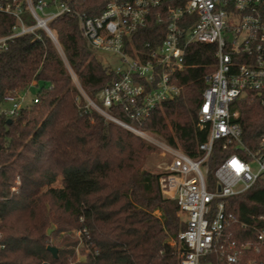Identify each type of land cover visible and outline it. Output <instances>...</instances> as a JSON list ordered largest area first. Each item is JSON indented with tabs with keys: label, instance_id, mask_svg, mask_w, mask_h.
<instances>
[{
	"label": "trees",
	"instance_id": "obj_1",
	"mask_svg": "<svg viewBox=\"0 0 264 264\" xmlns=\"http://www.w3.org/2000/svg\"><path fill=\"white\" fill-rule=\"evenodd\" d=\"M99 2L73 7L81 13ZM15 24L14 17L0 13V38ZM49 27L65 59L44 31L15 38L0 50V264H177L179 236L187 224L176 201L163 196L161 174L143 170L153 147L97 113H86L69 68L92 99L115 74L98 60L77 16L64 15ZM162 31L151 21L140 46L160 44ZM216 52V45H189L184 69L173 75L179 95L142 125L193 159L200 157L199 145L208 138L198 110L215 70ZM32 86L38 88L37 103L24 106L16 117L1 113L7 97ZM235 107L245 140L257 141L264 132V107L246 102L232 111ZM113 112L129 121L122 111ZM229 155L216 144L211 178ZM226 209L235 235L254 239L264 225V183L228 199ZM50 229L54 233L48 237ZM74 229L87 248L85 259L78 260L75 241L63 237L55 243V260L47 250L50 239ZM258 258L264 264V252Z\"/></svg>",
	"mask_w": 264,
	"mask_h": 264
},
{
	"label": "built area",
	"instance_id": "obj_2",
	"mask_svg": "<svg viewBox=\"0 0 264 264\" xmlns=\"http://www.w3.org/2000/svg\"><path fill=\"white\" fill-rule=\"evenodd\" d=\"M86 1L0 0V13L16 19L12 32L0 38V50L9 41L38 31L61 49L49 25L64 15L77 16L91 48L120 60V67L107 68L116 78L95 99L79 89L85 112H95L145 138L142 125L180 93L173 75L184 69L188 46L216 45L215 70L198 110L201 127H208L207 141L199 145L197 159L168 145L170 162L160 173V187L176 201L187 224L179 236L182 250L177 264H259L264 225L254 239L236 236L226 201L264 183V132L257 141H246L237 122L240 110L232 111L241 102L264 107V0H100L89 11L74 9V3ZM24 11L34 25L22 17ZM151 21L162 27L164 37L158 45L140 46L142 32ZM69 72L73 76L70 68ZM19 96L7 97L5 102L12 108L1 113L16 117L24 107ZM114 110L122 111L129 121ZM217 143L230 155L211 178L209 162Z\"/></svg>",
	"mask_w": 264,
	"mask_h": 264
},
{
	"label": "rangeland",
	"instance_id": "obj_3",
	"mask_svg": "<svg viewBox=\"0 0 264 264\" xmlns=\"http://www.w3.org/2000/svg\"><path fill=\"white\" fill-rule=\"evenodd\" d=\"M22 17L28 22V25H34V22L30 19V15L27 11H24V13L22 14ZM58 50L61 53L63 59H65L62 49L59 48ZM95 53H96L98 60L105 67L109 69H113V70L116 69L117 67H120V60L118 57L106 55L98 51H95ZM74 74L73 76H71L72 82H73V85L76 87V89L79 91V89L82 88V86L80 84V81L77 75L76 74L74 75ZM82 90L84 91L83 88ZM37 92H38V88L36 86H32L28 91L21 93L19 96L20 105L21 106H25L29 104L31 105L34 99L36 98ZM11 108H12V104L9 102H5L1 106V111L9 110ZM145 133H146V137L145 138L140 137V138L144 140L146 143H148L150 146H152L154 150L149 154L146 160V163L143 167V170L154 173V174H160L162 171H164L166 165H168L170 162V158L166 152V147H168L169 144L166 142V140L162 136L158 134H155L147 130H145ZM60 186H61V180H59L58 183L55 184V187L59 188ZM163 196L167 199L172 200L171 197L165 194H163ZM180 216L181 218H183V220H185V218L181 214ZM49 231H51V233H49ZM53 233L54 231L50 229L47 232V236L51 237L53 236ZM80 236L81 235L79 231H77L76 229L71 230L68 233L57 234L55 237H52L50 239L52 243L50 242L49 246L57 248V246H55V243L62 241L63 237H70V239H72L76 243L75 251L77 253L78 260H84L88 251L83 241L80 240Z\"/></svg>",
	"mask_w": 264,
	"mask_h": 264
},
{
	"label": "water",
	"instance_id": "obj_4",
	"mask_svg": "<svg viewBox=\"0 0 264 264\" xmlns=\"http://www.w3.org/2000/svg\"><path fill=\"white\" fill-rule=\"evenodd\" d=\"M49 233H51V231H49ZM47 250H48V252L52 255V257H53L55 260L58 259V250H57V248L49 246V247L47 248Z\"/></svg>",
	"mask_w": 264,
	"mask_h": 264
}]
</instances>
